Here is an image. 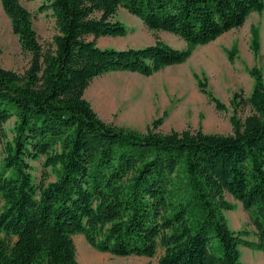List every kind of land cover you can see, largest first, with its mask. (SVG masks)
Returning a JSON list of instances; mask_svg holds the SVG:
<instances>
[{"label":"trees","instance_id":"trees-1","mask_svg":"<svg viewBox=\"0 0 264 264\" xmlns=\"http://www.w3.org/2000/svg\"><path fill=\"white\" fill-rule=\"evenodd\" d=\"M23 51V72L0 65V264H79L73 236L115 256L154 257L158 264H244L240 247L264 252V78L230 99L232 132L202 128L144 132L104 121L84 93L111 72L150 76L185 62L195 47L241 27L264 0H49L56 33L43 47L31 12L0 0ZM120 8L149 30L186 42L175 48L156 37L142 47H100L123 37ZM252 50L258 53L257 30ZM234 50L228 52L233 59ZM200 92L219 111L226 105L204 78ZM248 106L240 118L237 110ZM15 118L9 139L5 123ZM54 178L34 180L31 161ZM231 195L249 213L253 231L232 229ZM255 239H248L250 235Z\"/></svg>","mask_w":264,"mask_h":264},{"label":"rangeland","instance_id":"rangeland-1","mask_svg":"<svg viewBox=\"0 0 264 264\" xmlns=\"http://www.w3.org/2000/svg\"><path fill=\"white\" fill-rule=\"evenodd\" d=\"M19 1L33 16L39 42L43 47L50 45L56 33L54 18L50 9L41 10L49 0ZM115 18L127 26V34L123 37H100L97 39L100 47H142L152 44L156 37L175 48L186 47V42L172 33L149 30L124 8L118 10ZM254 29L258 34L257 54L251 47ZM230 50H234L232 60L228 57ZM30 57L31 54L22 50L17 35L12 32L10 19L0 3V65L23 72ZM253 66L262 71L264 78V10L251 13L241 27L195 47L191 56L181 64L167 66L150 76L132 72L106 73L91 81L84 96L104 121L124 128L144 132L148 124L162 117L157 130L163 133L200 127L205 132L228 134L232 132L230 116L234 113L230 99L235 92H241L244 97L251 92L254 80L249 70ZM195 74L206 80L210 92L226 105L225 110H217L214 103L200 92ZM249 112L250 108L243 106L237 110V116L244 118ZM14 124L15 118L12 117L4 125L9 139L13 135ZM42 160L31 161L35 181L43 176L48 180L54 178L49 168L43 170ZM226 199L235 206L225 212L229 226L235 230L247 228L252 232L249 213L242 204L229 194H226ZM248 239L255 238L252 234ZM73 240L79 264H158V254L151 258L115 256L93 249L80 234L74 235ZM247 250L251 249L240 247L241 261L253 264L252 258L246 257ZM251 251L264 254L263 251ZM261 263L264 264V260Z\"/></svg>","mask_w":264,"mask_h":264},{"label":"crops","instance_id":"crops-1","mask_svg":"<svg viewBox=\"0 0 264 264\" xmlns=\"http://www.w3.org/2000/svg\"><path fill=\"white\" fill-rule=\"evenodd\" d=\"M122 48H126V47H122ZM251 250H247L246 257L249 256L250 258H252L251 262L253 264H262L261 262L264 260V256H263L264 254H262L261 252H255L254 253ZM260 255H262L261 258H260ZM262 257H263V260H262Z\"/></svg>","mask_w":264,"mask_h":264},{"label":"bare ground","instance_id":"bare-ground-1","mask_svg":"<svg viewBox=\"0 0 264 264\" xmlns=\"http://www.w3.org/2000/svg\"><path fill=\"white\" fill-rule=\"evenodd\" d=\"M85 256V255H84Z\"/></svg>","mask_w":264,"mask_h":264}]
</instances>
